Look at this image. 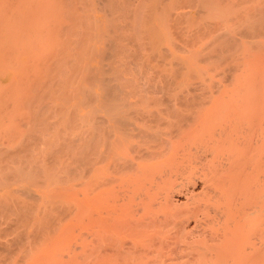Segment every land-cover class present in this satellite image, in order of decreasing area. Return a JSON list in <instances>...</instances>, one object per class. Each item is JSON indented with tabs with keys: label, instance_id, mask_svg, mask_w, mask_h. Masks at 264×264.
<instances>
[{
	"label": "bare ground",
	"instance_id": "6f19581e",
	"mask_svg": "<svg viewBox=\"0 0 264 264\" xmlns=\"http://www.w3.org/2000/svg\"><path fill=\"white\" fill-rule=\"evenodd\" d=\"M114 1L0 0V264H264V0Z\"/></svg>",
	"mask_w": 264,
	"mask_h": 264
},
{
	"label": "rangeland",
	"instance_id": "374dc122",
	"mask_svg": "<svg viewBox=\"0 0 264 264\" xmlns=\"http://www.w3.org/2000/svg\"><path fill=\"white\" fill-rule=\"evenodd\" d=\"M116 1H120L121 2V0H115L114 2H116ZM117 3V2H116ZM117 14H118V12H117ZM126 39V40H125ZM124 40V41H123ZM127 40H129V39H127V38H124V39H122V42H124V44H125V49H126V51L125 52H127L128 53V49H127V47H129V45H130V48H131V44L132 43H130L129 44V41L128 42H125V41H127ZM101 45H105L104 43H100ZM120 46H121V44H119ZM133 50V49H132ZM125 52H123V53H121V54H119L118 56H120V55H122V54H124V57H125V60H124V57H122V59H120L119 57H117V58H115L114 60H116V59H118L119 58V60H116V62H119L120 60V62L119 63H121L120 65H118L117 67H118V69H115V67H114V71L116 70L117 72H119L120 74H123V75H121V76H117L116 78H120V79H122L123 81H122V83H124V82H126L127 81V77H128V79H129V77H131L135 72L137 73V75H138V68L136 67V66H134L133 64H136L137 62H136V60L135 59H137V57H136V55H135V58H134V53L132 52V53H128L129 55H127ZM125 54H126V56H125ZM131 54H133V56H131ZM128 57H133L134 59H132L131 58V60H130V58H128ZM126 58H128V59H126ZM113 60V61H114ZM132 61L131 63L129 62V61ZM134 60V61H133ZM140 59L138 58L137 59V61H139ZM122 61L124 62V63H122ZM106 63L108 62L107 60L105 61ZM109 62H110V60H109ZM111 62H112V60H111ZM127 62V63H126ZM125 63H126V65H125ZM128 63H130V65L128 64ZM123 64V65H122ZM138 64H140V61L138 62ZM122 65V66H121ZM129 65V66H128ZM119 66L121 67V68H119ZM124 66V67H123ZM127 66H128V69H127ZM131 66H132V68H131ZM133 66H134V68H133ZM116 67V68H117ZM121 69V70H120ZM122 69H123V71H122ZM125 69V70H124ZM132 69H136V71H133ZM128 70V71H127ZM132 70V71H131ZM128 72H132V73H128ZM3 73V74H2ZM98 73V74H97ZM97 73H95V74H93V75H91V80H93V81H91V82H94V83H91L92 85H97V86H101L102 84L101 83H103L102 82V80H103V78L101 77V76H103L104 77V75L101 73V75H100V73L99 72H97ZM128 73V74H127ZM10 74V70L8 69V68H6L5 69V67H2V68H0V82L1 81H3V82H6V81H8V75ZM107 75L108 76H110L111 74L109 73H107V74H105V77H107ZM96 76V77H95ZM100 76V77H99ZM123 76L125 77V78H123ZM127 76V77H126ZM133 76H136V74H134ZM97 77H99V78H97ZM97 79V80H96ZM126 79V80H125ZM97 81H99V82H97ZM117 82H118V79H117ZM114 83V82H113ZM105 83H103V85H104Z\"/></svg>",
	"mask_w": 264,
	"mask_h": 264
}]
</instances>
